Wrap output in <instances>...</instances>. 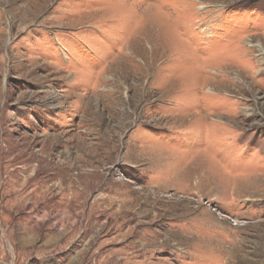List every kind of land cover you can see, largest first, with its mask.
<instances>
[{
	"label": "rangeland",
	"instance_id": "1",
	"mask_svg": "<svg viewBox=\"0 0 264 264\" xmlns=\"http://www.w3.org/2000/svg\"><path fill=\"white\" fill-rule=\"evenodd\" d=\"M0 264H264V0H0Z\"/></svg>",
	"mask_w": 264,
	"mask_h": 264
}]
</instances>
